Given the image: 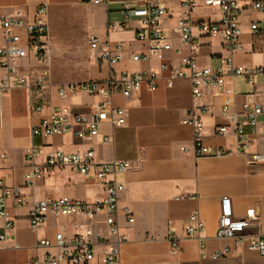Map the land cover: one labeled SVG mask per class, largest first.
I'll return each instance as SVG.
<instances>
[{
	"label": "crops",
	"instance_id": "0c3cea01",
	"mask_svg": "<svg viewBox=\"0 0 264 264\" xmlns=\"http://www.w3.org/2000/svg\"><path fill=\"white\" fill-rule=\"evenodd\" d=\"M143 0H104L99 3L80 0H0V15L20 9L27 17L37 5L48 7L49 33L46 38V54L50 85L38 101L40 113H31L27 91L15 85L0 95V180L7 186H22L25 174L30 170L25 153L31 145H41V155L35 162L44 160V153L52 149L66 152L94 151L97 163L112 160H127L133 168L116 176L123 183L124 190L119 196V206L129 207L134 214V223L121 222V232L126 240L120 244L119 262L116 264H264V256L254 252L235 249L233 241H222L215 237L220 201L229 197L233 215L253 217V227L264 232V163L250 164L244 155L234 151L235 138L215 136L216 125L224 123L221 107L230 105L238 110L245 93L257 92L254 99L264 103L260 86L247 84L241 76L227 77L219 95L204 89L202 101L209 110L202 116L204 123L203 143L212 149H231V154L221 156L195 157L192 148V127L182 120L192 105L191 84L177 79L167 87L158 79L155 90L142 87L129 101L115 95L113 103L127 108L125 124L111 129L104 124L100 134L111 136L107 143L100 142V136L91 140H79L71 134L52 135L46 138L32 136L31 129L41 116L55 108H66L73 113H88L100 100L96 95L75 93L66 98L58 97L56 87L60 84L82 81H103L111 69L116 73L159 70L160 61L177 66L180 55L187 53V47L179 39L176 30L179 8L176 0H169V16L161 21V28L167 35L171 49L161 58L151 56L146 61H132L131 53H145L147 44L134 39V30L139 27L135 19L123 26L108 29V23L120 21V3ZM217 9L199 8L191 18L218 19ZM261 16L253 11H244L239 18L242 34L241 47L234 54V62L248 67L264 65V39H255L249 29V21H258ZM264 28V22H259ZM193 34L200 44L197 53L201 66H215L222 52L220 35L202 36L197 29ZM98 41L122 43L121 58L108 65L97 58L88 45L90 38ZM82 39L79 45L78 39ZM55 47L67 58L65 75L56 68ZM180 50V54L176 53ZM42 65L33 58L18 63V72L28 75L40 70ZM3 72L0 70V77ZM264 118V115L261 116ZM253 131L254 144L251 151L264 149V138L259 129ZM182 148H186L183 150ZM26 204L15 208L8 202V212L14 220L11 230L12 241L0 242V264H26L34 255L45 249L37 248L36 242L43 237L52 238L55 232H73L74 216L48 214L37 229H30L27 212L33 201L45 195L67 196L73 199L93 201L102 195L100 183L87 180L70 167L58 168L36 179L30 187L21 189ZM197 212L204 223L199 238L185 236L187 218ZM3 220L0 219V232ZM172 228L179 239V249L172 252L166 240L168 228ZM200 238L204 247L200 246ZM14 243L19 245L14 247ZM228 245L235 253L219 259L210 254ZM104 248L87 264L101 263Z\"/></svg>",
	"mask_w": 264,
	"mask_h": 264
},
{
	"label": "built area",
	"instance_id": "2783aa9c",
	"mask_svg": "<svg viewBox=\"0 0 264 264\" xmlns=\"http://www.w3.org/2000/svg\"><path fill=\"white\" fill-rule=\"evenodd\" d=\"M91 1L96 4L104 0ZM169 0H143L140 3L123 1L120 3V21L109 22L107 28L124 27L131 19L139 22L134 30V39L146 43L145 53H131L130 59L146 61L151 56L161 58V54L171 49L167 35L161 28V21L168 17ZM107 2V0H106ZM179 13L176 32L181 42L187 47V53L180 55L177 66L160 61L157 71L120 72L111 69L103 81H82L60 84L56 93L60 98H66L75 93H87L100 98L99 102L88 113H73L66 108H55L43 115L37 125L31 129L32 136L46 138L52 135L71 134L79 140H91L100 136V142L107 143L111 136L100 134L101 125L111 129L125 124L127 108L113 103L115 95H120L129 101L142 87L153 91L158 79H163L167 87L175 80L184 79L191 84L192 105L182 120L192 127V148L195 157L221 156L231 154V149L216 148L205 145L204 123L202 116L209 110V105L202 101L204 89L219 95L227 77L241 76L251 86H260V94L264 95V65L248 67L234 62V54L241 47L242 29L239 18L244 11H253L261 16L258 21H249V29L255 39H264V28L259 22H264V0H176ZM217 9L218 19L193 20L194 10ZM197 29L199 35H220L222 52L217 57L215 66H201L197 53L200 44L193 34ZM49 33L48 7L46 3L36 6L32 17H27L20 9L5 15H0V95L15 85L23 86L28 95L31 113H40L42 105L38 101L43 90L50 85L48 69L49 57L46 54V38ZM89 48L97 54L99 61L108 65L120 60L122 43L112 44L110 41H98L92 37L88 41ZM180 54V50H176ZM33 58L42 65L40 70H34L28 75L18 72V63L27 58ZM257 92L245 93L244 100L238 110L230 105L221 107L224 123L216 125L215 136L231 134L235 138L234 151L245 156L250 164L264 163V149L251 151L254 144L250 129H259L264 138V103L254 99ZM41 145H31L25 153L30 170L25 174L22 186H7L0 180V219L3 220L0 232V242L12 241L11 230L14 220L8 212V202L12 201L15 208L26 204L22 188L30 187L35 180L55 169L70 167L87 180L100 183L102 195L93 201L73 199L67 196L55 197L45 195L31 203L27 212L30 229L37 230L46 220L48 214L55 216H74L73 232L65 234L55 232L52 238L43 237L36 242L37 248L45 251L34 255L26 264H87L98 254V248L103 247L101 263L116 264L119 262L120 244L126 240L121 232V222L134 223V214L127 206H119V196L124 190L122 182L116 176L125 173L134 166L127 160H112L97 163L94 151L66 152L52 149L44 153V160L38 164L36 158L41 155ZM186 150V148H182ZM251 216L236 217L233 215L231 200L223 197L220 201L219 215L215 237L222 241H233L234 248L254 252L264 256V232L253 227ZM204 223L197 212H192L187 218L184 228L185 236L196 238L203 230ZM199 238V237H198ZM166 240L172 252L179 249V239L172 228L167 229ZM200 246L204 242L200 238ZM14 247L19 245L14 243ZM228 245L213 251L211 259L227 257L235 253Z\"/></svg>",
	"mask_w": 264,
	"mask_h": 264
},
{
	"label": "rangeland",
	"instance_id": "374dc122",
	"mask_svg": "<svg viewBox=\"0 0 264 264\" xmlns=\"http://www.w3.org/2000/svg\"><path fill=\"white\" fill-rule=\"evenodd\" d=\"M78 42H79V45H81L83 41L81 38H79ZM66 61H67V58L61 54V48L55 47L56 68L60 70L63 75H65V72L68 71L66 68L68 63H66Z\"/></svg>",
	"mask_w": 264,
	"mask_h": 264
}]
</instances>
